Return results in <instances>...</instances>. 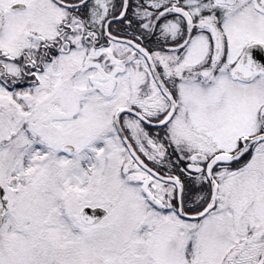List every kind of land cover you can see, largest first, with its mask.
Listing matches in <instances>:
<instances>
[{
    "label": "snow or ice",
    "instance_id": "1",
    "mask_svg": "<svg viewBox=\"0 0 264 264\" xmlns=\"http://www.w3.org/2000/svg\"><path fill=\"white\" fill-rule=\"evenodd\" d=\"M0 264H264V0H0Z\"/></svg>",
    "mask_w": 264,
    "mask_h": 264
}]
</instances>
